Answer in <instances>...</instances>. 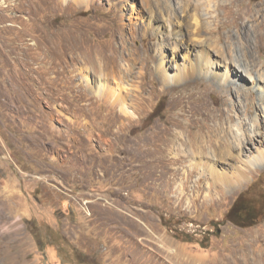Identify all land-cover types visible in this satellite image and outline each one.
Returning a JSON list of instances; mask_svg holds the SVG:
<instances>
[{
    "label": "rangeland",
    "instance_id": "rangeland-1",
    "mask_svg": "<svg viewBox=\"0 0 264 264\" xmlns=\"http://www.w3.org/2000/svg\"><path fill=\"white\" fill-rule=\"evenodd\" d=\"M226 1L0 0V264H264V213L250 226L226 218L240 193H264V165L223 155L235 180L195 165L187 152L207 137L201 112L225 107L221 90L208 78L169 86L186 46L156 19L193 6L214 28ZM236 1L263 8L245 22L261 19L264 0ZM226 30L204 36L224 45ZM251 45L263 63L264 43ZM250 95L226 124L258 120L246 156L264 150Z\"/></svg>",
    "mask_w": 264,
    "mask_h": 264
},
{
    "label": "bare ground",
    "instance_id": "bare-ground-1",
    "mask_svg": "<svg viewBox=\"0 0 264 264\" xmlns=\"http://www.w3.org/2000/svg\"><path fill=\"white\" fill-rule=\"evenodd\" d=\"M192 7L177 8L179 10L174 11L172 16L162 12L163 10L160 11L159 9L160 13L158 18H156L159 21L158 25H166V37L172 38L173 40L177 39L179 40L177 43L186 46V52H183L184 57H182V61L178 64L177 72L171 76L173 83H171L169 86L171 88H177L190 83L192 84L199 78L202 80L208 78L219 87V90H221L222 94V105L225 107H219L217 109L207 108L208 111H205L204 113L201 112L202 122L208 124V127L202 136L207 137L206 139H199L200 141L196 142L198 146L201 145V148H198V152H192L190 150L191 153H187L194 156L196 155V157L199 156L198 161L195 162V165L201 163L203 165L202 168L213 179L224 180L234 179V177L238 179V176H227L225 172L218 168L219 160L222 159L223 155L227 156V154L234 152L240 156L239 160L242 161V164L246 166V168H251V166L256 165H264V150H259L258 155H244L248 142L254 140L255 136L260 134L257 130L258 120L254 119L251 122L249 129L239 127L240 124H238V127L235 128L231 125L232 129L230 130L229 125H226L235 119V114L229 113L232 111L233 107L235 106L237 109H239L241 104L242 107L245 106V103H242L240 99L241 97H243V99H251V97L246 98L245 96L248 97L251 96L250 94H254L256 97V102L254 103L252 101L253 104H258L264 112V62L262 61L263 63H261L262 58H260V53L257 57H254V47L251 45L253 37L256 43H264V13L260 15L261 19H259V17L253 18L254 21H251L250 23L244 21L245 16L254 17L256 16V12L263 10V8H246L245 6H242V4L240 5V2L236 0H227L221 5L225 14L224 18L218 23V25H216V27L213 28L209 27L204 16L198 14L196 11H194L195 7ZM205 8L206 10L210 11L212 5L207 3ZM219 27H225L227 29L224 32V45L218 44V42H220L219 36H217L216 39L217 43H215L214 40H210L204 36L205 33L213 35ZM232 29H236L235 34H232ZM186 36L189 41L182 40V38ZM239 36H241L242 39L241 43H244L243 54L245 57L241 59L236 53L234 54L232 47L234 39ZM161 44L165 45L164 42ZM100 56L105 58L102 55ZM112 61V55L110 54V62ZM164 66H166V62L163 63V59H161V61L155 66V70L160 72L163 71L167 74V70L164 69ZM165 77L166 76H164V78ZM180 81H182V84H176L178 82L180 83ZM194 89L190 90L189 96H198L197 98H200L199 96L205 94V89ZM172 101L174 102L175 100ZM192 103L193 102H191V104ZM204 110L206 109L204 108ZM251 113L252 112H250V114ZM224 124L226 126H224ZM157 133L159 134V132ZM195 135L196 134L193 136ZM226 136H232V140L230 138L228 139ZM206 148L209 150L207 153L208 155L206 154L209 157L206 156L207 159L203 160L205 157L203 152Z\"/></svg>",
    "mask_w": 264,
    "mask_h": 264
},
{
    "label": "trees",
    "instance_id": "trees-1",
    "mask_svg": "<svg viewBox=\"0 0 264 264\" xmlns=\"http://www.w3.org/2000/svg\"><path fill=\"white\" fill-rule=\"evenodd\" d=\"M264 213V193L256 195L248 190L240 193L226 212V218L241 226L255 224Z\"/></svg>",
    "mask_w": 264,
    "mask_h": 264
}]
</instances>
